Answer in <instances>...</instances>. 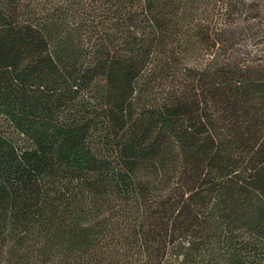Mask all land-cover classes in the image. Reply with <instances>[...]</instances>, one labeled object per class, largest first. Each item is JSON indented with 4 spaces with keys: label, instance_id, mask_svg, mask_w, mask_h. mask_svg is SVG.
<instances>
[{
    "label": "trees",
    "instance_id": "16d2710c",
    "mask_svg": "<svg viewBox=\"0 0 264 264\" xmlns=\"http://www.w3.org/2000/svg\"><path fill=\"white\" fill-rule=\"evenodd\" d=\"M0 264H264V0H0Z\"/></svg>",
    "mask_w": 264,
    "mask_h": 264
}]
</instances>
